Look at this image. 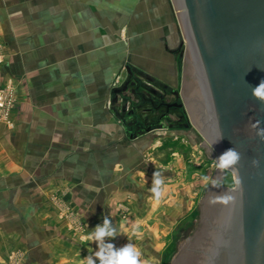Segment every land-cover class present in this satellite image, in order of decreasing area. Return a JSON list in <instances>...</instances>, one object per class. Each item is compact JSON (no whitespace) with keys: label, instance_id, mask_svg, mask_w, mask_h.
<instances>
[{"label":"crops","instance_id":"1","mask_svg":"<svg viewBox=\"0 0 264 264\" xmlns=\"http://www.w3.org/2000/svg\"><path fill=\"white\" fill-rule=\"evenodd\" d=\"M177 12L171 0H0V87L14 89L0 122V264H80L105 216L117 248L160 260L198 187L178 159L152 158L160 130H128L110 82L128 63L177 87Z\"/></svg>","mask_w":264,"mask_h":264},{"label":"water","instance_id":"2","mask_svg":"<svg viewBox=\"0 0 264 264\" xmlns=\"http://www.w3.org/2000/svg\"><path fill=\"white\" fill-rule=\"evenodd\" d=\"M171 3L174 10L181 9L175 13L185 41L179 94L189 121L214 149L217 164L216 157L231 147L242 156L236 166H221L232 171L233 189L213 182L204 189L196 207V228L171 264H264V142L253 127L260 120L264 128V104L250 89L264 78V0ZM142 80L172 92L127 63L123 81L110 91L111 106L119 99L120 107L132 111L144 103L153 110L161 106L182 111L180 98L155 105L138 90L140 85L151 91ZM128 85L136 100L124 94ZM128 130L133 133L134 126ZM253 159L260 160L259 167L252 165ZM219 168L211 176L216 181L222 175Z\"/></svg>","mask_w":264,"mask_h":264},{"label":"rangeland","instance_id":"3","mask_svg":"<svg viewBox=\"0 0 264 264\" xmlns=\"http://www.w3.org/2000/svg\"><path fill=\"white\" fill-rule=\"evenodd\" d=\"M178 12H181V9L177 10ZM182 43H181V53L180 55L176 56V65L177 70L179 71V78L177 87H175V93L173 95H167L165 94V99L172 100L175 96H178L177 93L180 92V85H181V74H182V60H183V54H184V45L185 41L182 37ZM125 72V68H124ZM124 78V74H118L115 75L112 78V81L110 82V86L116 87L118 86ZM8 86L12 93V102L14 101L13 98V84L11 81L5 82V84L0 87L2 89L3 87ZM153 87V86H152ZM154 88V87H153ZM124 94L129 95L133 100H136L135 97L131 95L130 86L125 88ZM12 104V103H11ZM136 113L141 115L142 120H152L154 117L157 116L159 111H156L155 113L151 111L144 110L143 107L136 108ZM130 109L129 107H119L118 108V114H120L121 117H126L129 115ZM128 123V121H125ZM3 123V122H2ZM126 126H128L125 123ZM131 125V123H130ZM195 129V128H194ZM194 133L198 136L199 140H196L194 138L193 133H186V135L190 138V141L187 142L186 139H181L177 134L173 133V131H162L161 133V140L160 144L157 145L158 147L154 150H152V158H154L157 163L161 165V167L166 166L170 164L171 162H174L175 159H178V162L182 166L183 172L178 177L181 178L182 182L185 184H193L192 186L198 187V194L195 196V199H193V204L191 207L187 209V211L183 212L180 217L177 219V222L171 226V229L169 233L166 236V239L164 240V245L162 246L160 250V260L158 262L154 261V259H148L149 264H171L172 260L175 258L177 253L180 251L182 246L185 244L191 233L196 228V207L199 201H201L200 198H202L203 191L206 188V186L213 182L216 186L226 188V189H233L234 188V177L231 170L223 168L221 166H218V164L214 161L215 156L214 153H210L206 149V140L202 137V135L195 129ZM190 132V131H189ZM166 144L164 145V143ZM175 142V143H174ZM173 143V145H172ZM162 147L166 148L164 151L162 150ZM161 149V150H159ZM156 150L159 152L156 153ZM161 151V152H160ZM172 165V164H171ZM169 166L168 168H171L172 166ZM220 167V168H219ZM216 168H219V170L222 171V175L219 179V181H216L211 178L214 170ZM207 176L209 179L207 181H204L202 177ZM196 184V185H195Z\"/></svg>","mask_w":264,"mask_h":264},{"label":"clouds","instance_id":"4","mask_svg":"<svg viewBox=\"0 0 264 264\" xmlns=\"http://www.w3.org/2000/svg\"><path fill=\"white\" fill-rule=\"evenodd\" d=\"M250 89L252 97L257 99L261 104H264V78H262L257 85L250 86ZM253 127L256 129L257 137L264 142V128L261 127V121L255 120ZM222 139L223 136L221 141ZM241 159V153L235 147L226 149L216 157L218 166L225 167L236 166L240 163ZM251 163L254 167H259L260 160L253 159ZM202 179L207 181L209 178L204 176ZM162 186V174L154 171L151 191L157 199L162 195ZM117 237V228L112 220L108 216H105L103 222L96 225L89 234V239L97 246L95 252L85 256L80 261V264H144L141 260V253L135 245L127 243L117 248L116 245L112 243Z\"/></svg>","mask_w":264,"mask_h":264},{"label":"flooded vegetation","instance_id":"5","mask_svg":"<svg viewBox=\"0 0 264 264\" xmlns=\"http://www.w3.org/2000/svg\"><path fill=\"white\" fill-rule=\"evenodd\" d=\"M180 55V49L177 51ZM142 82H144V84H146L145 86H148L151 88V91H147L146 89H144L143 87H140V85H138V90L141 91L143 93V95L145 97H149L150 99H152L153 101H155V105L158 104H162L164 102H172L175 101L177 98H180L181 102L182 99L180 97V92L177 93L178 96H175L172 100H168L165 99L164 95H173L175 93V89L172 88V92L170 94L166 93L164 90H160L157 87H154L151 82L149 80H142ZM136 84V83H135ZM166 85V84H165ZM134 86V84H133ZM154 88H153V87ZM156 92H159L156 93ZM142 107L144 108V110L147 111H151L153 113H155L156 111H159L157 116L154 117L152 120H147L144 121L142 120L141 115L136 113V109L134 111L130 110L129 112V121L131 123L130 126H134V130L138 129L137 126V122H140L144 128L142 129V131H152V130H162V131H173L175 134H177L181 139H186L187 142L190 141V138L186 135V133H193V135L195 134L193 129V125L190 123L187 112L184 108L183 102H182V111L178 110L177 108H172L169 109L168 111L164 110V107H158V109L153 110L148 104L144 103L142 105ZM133 115H135L137 117L136 118L133 117ZM195 130V129H194ZM177 131V132H175ZM190 131V132H189ZM194 138H196V140H199L198 136L195 134ZM206 149L210 152V153H214L215 156V151L214 149L207 143L206 144Z\"/></svg>","mask_w":264,"mask_h":264},{"label":"built area","instance_id":"6","mask_svg":"<svg viewBox=\"0 0 264 264\" xmlns=\"http://www.w3.org/2000/svg\"><path fill=\"white\" fill-rule=\"evenodd\" d=\"M12 93L8 86L0 89V122L10 125L9 111L12 103Z\"/></svg>","mask_w":264,"mask_h":264},{"label":"trees","instance_id":"7","mask_svg":"<svg viewBox=\"0 0 264 264\" xmlns=\"http://www.w3.org/2000/svg\"><path fill=\"white\" fill-rule=\"evenodd\" d=\"M175 143V142H174ZM166 144V142L164 143V145ZM172 145H173V143H172ZM166 148H164V147H162V150L164 151ZM161 150V149H160Z\"/></svg>","mask_w":264,"mask_h":264}]
</instances>
